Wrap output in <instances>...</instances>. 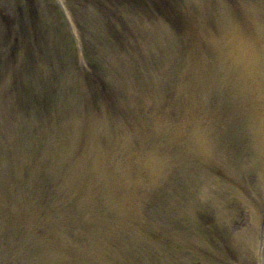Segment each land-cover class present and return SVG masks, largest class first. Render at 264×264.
I'll use <instances>...</instances> for the list:
<instances>
[{"label": "rangeland", "instance_id": "rangeland-1", "mask_svg": "<svg viewBox=\"0 0 264 264\" xmlns=\"http://www.w3.org/2000/svg\"><path fill=\"white\" fill-rule=\"evenodd\" d=\"M0 264H264V0H0Z\"/></svg>", "mask_w": 264, "mask_h": 264}]
</instances>
